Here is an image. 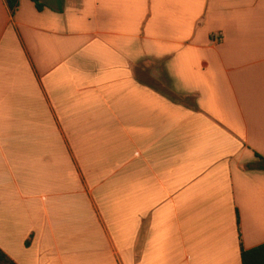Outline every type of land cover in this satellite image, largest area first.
Here are the masks:
<instances>
[{
    "label": "crops",
    "instance_id": "0c3cea01",
    "mask_svg": "<svg viewBox=\"0 0 264 264\" xmlns=\"http://www.w3.org/2000/svg\"><path fill=\"white\" fill-rule=\"evenodd\" d=\"M41 2L0 0V249L242 264L264 244V0Z\"/></svg>",
    "mask_w": 264,
    "mask_h": 264
},
{
    "label": "trees",
    "instance_id": "16d2710c",
    "mask_svg": "<svg viewBox=\"0 0 264 264\" xmlns=\"http://www.w3.org/2000/svg\"><path fill=\"white\" fill-rule=\"evenodd\" d=\"M36 5L38 10L43 8V4L41 0H31ZM7 6L10 12L13 14L19 4V0H6ZM259 162L257 167L261 170H264V158L258 156ZM241 262L242 264H264V244L249 249H241ZM0 264H16L9 256H7L1 249H0Z\"/></svg>",
    "mask_w": 264,
    "mask_h": 264
},
{
    "label": "rangeland",
    "instance_id": "374dc122",
    "mask_svg": "<svg viewBox=\"0 0 264 264\" xmlns=\"http://www.w3.org/2000/svg\"><path fill=\"white\" fill-rule=\"evenodd\" d=\"M142 66H141V68L145 69V71L152 72V70L154 68H156V66H158V65H156L152 59H149V60H146V62H144V65H142ZM147 79H149L150 83H155V79L153 77H150V78H147ZM164 87H165L164 89L167 90L166 86H164Z\"/></svg>",
    "mask_w": 264,
    "mask_h": 264
}]
</instances>
